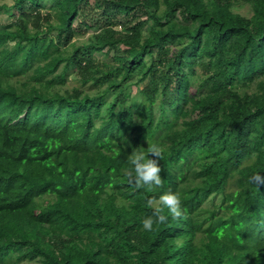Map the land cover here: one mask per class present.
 Segmentation results:
<instances>
[{
	"label": "trees",
	"instance_id": "1",
	"mask_svg": "<svg viewBox=\"0 0 264 264\" xmlns=\"http://www.w3.org/2000/svg\"><path fill=\"white\" fill-rule=\"evenodd\" d=\"M234 1L0 4V264H264V0ZM148 143L162 183L132 190Z\"/></svg>",
	"mask_w": 264,
	"mask_h": 264
},
{
	"label": "clouds",
	"instance_id": "2",
	"mask_svg": "<svg viewBox=\"0 0 264 264\" xmlns=\"http://www.w3.org/2000/svg\"><path fill=\"white\" fill-rule=\"evenodd\" d=\"M161 147L155 143L147 148L134 150L129 155V167L122 168L121 172L128 179V186L132 190L150 191L161 185V168L158 159L161 155ZM252 180L256 183L264 182V178L255 175ZM146 207L151 209V215L142 219V230L151 232L154 226L163 224L170 215L176 219L183 215L182 199L179 192L167 191L157 197L149 196L146 199ZM167 211V215L165 214Z\"/></svg>",
	"mask_w": 264,
	"mask_h": 264
},
{
	"label": "rangeland",
	"instance_id": "3",
	"mask_svg": "<svg viewBox=\"0 0 264 264\" xmlns=\"http://www.w3.org/2000/svg\"><path fill=\"white\" fill-rule=\"evenodd\" d=\"M10 2V0H0L1 3ZM233 10L236 13H239L241 15L250 17L252 15V10L250 4L246 0H235L233 5ZM13 21V18L9 17V14L7 11L0 12V26L2 25H9ZM148 32V28L146 30V33ZM86 37H81L78 42H82L87 39ZM69 87H72L75 85L74 78L69 79Z\"/></svg>",
	"mask_w": 264,
	"mask_h": 264
}]
</instances>
